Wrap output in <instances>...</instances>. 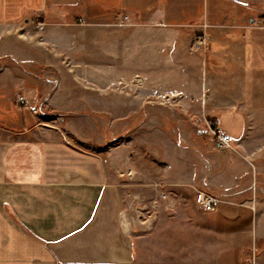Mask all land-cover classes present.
I'll return each instance as SVG.
<instances>
[{"label": "crops", "instance_id": "obj_1", "mask_svg": "<svg viewBox=\"0 0 264 264\" xmlns=\"http://www.w3.org/2000/svg\"><path fill=\"white\" fill-rule=\"evenodd\" d=\"M263 9L264 0H0V29L41 22L52 41L56 31L110 32L128 17L127 27L161 35L141 42L157 52L144 53L139 74L146 84L155 76V91L182 94V115L196 116L207 130L190 137L187 118L171 113L172 155L158 154L146 185L221 198L217 213L203 214L219 222L204 230V238L213 237L216 264H250L243 253L254 242L260 247L252 264H264V128L250 118L264 117ZM196 39L206 46L192 49ZM19 63L0 69V264H137L114 152L106 157L101 151L109 141L97 122L104 114L68 112L50 71L39 75ZM169 68L178 80L166 79ZM46 106L68 113L47 125ZM73 118L95 119V126L72 133L65 126L79 124ZM250 119L256 148L251 164L245 141ZM213 125L235 138L236 150L215 148ZM190 243L188 251L195 252Z\"/></svg>", "mask_w": 264, "mask_h": 264}, {"label": "rangeland", "instance_id": "obj_2", "mask_svg": "<svg viewBox=\"0 0 264 264\" xmlns=\"http://www.w3.org/2000/svg\"><path fill=\"white\" fill-rule=\"evenodd\" d=\"M127 26L118 25L110 32L101 31L100 34L87 28L56 31L52 41L36 24L1 28L0 69L20 62L24 69L39 75L50 71V77H47L57 81L63 91L61 102L70 104L68 112L89 113L94 109L104 114L97 122L101 137L109 141L101 146V151L107 152L106 157L109 152H114L112 161L115 160L119 174L118 189L134 226L137 264H216L213 237L210 240L204 238L207 234L204 230L217 228L219 222L207 219L204 215L210 214L195 205L197 190L146 185L150 180L148 173L158 162V154L172 155L167 147L174 136L172 114L179 121L184 116L187 118L190 137L199 130H207V126L192 114L182 115L183 110L178 104L184 96L178 91H155L153 75L148 77L146 84V78L139 74L143 62L145 65L144 53L155 54L157 50L145 49L141 42H156L163 37ZM195 41L192 49L199 40ZM111 42L115 44L110 45ZM108 52L114 59L103 58ZM148 68H151L149 64ZM169 69L166 79L178 80L175 69ZM146 85L154 90L148 89L146 93ZM144 105H147L146 110H143ZM42 112L47 116L46 119L42 116L47 125L60 123L57 117L68 113L62 114L47 106ZM250 118L260 120L261 128H264V117ZM252 119L245 137L249 164L252 163V152L256 150L251 137ZM93 120H78L79 124L74 127L68 122L65 129L72 133L88 132L95 126L91 123ZM262 177L264 172H261ZM197 214L198 218H194ZM189 243L195 252L188 251ZM204 243L205 249L199 250L204 248ZM259 247L258 242H254L250 249H245L243 256L250 258V264L254 263Z\"/></svg>", "mask_w": 264, "mask_h": 264}, {"label": "built area", "instance_id": "obj_3", "mask_svg": "<svg viewBox=\"0 0 264 264\" xmlns=\"http://www.w3.org/2000/svg\"><path fill=\"white\" fill-rule=\"evenodd\" d=\"M264 14V9H263ZM129 20L128 17H124L123 20L120 22V25H124ZM80 25H86V22L84 19L79 20ZM38 28L43 30L45 27L44 23L39 22L37 24ZM196 47L202 48L206 46L205 40H199L196 45ZM19 102L23 105L24 101L23 98H19ZM211 134L214 139L215 148L218 150H236L235 146V138L228 135L222 128L216 127L211 129ZM164 197H167L166 195ZM222 200L221 198L210 194L208 192L204 191H198L195 199V205L201 209L202 211L214 214L218 212V206L221 204Z\"/></svg>", "mask_w": 264, "mask_h": 264}, {"label": "trees", "instance_id": "obj_4", "mask_svg": "<svg viewBox=\"0 0 264 264\" xmlns=\"http://www.w3.org/2000/svg\"><path fill=\"white\" fill-rule=\"evenodd\" d=\"M213 128H216V126H215V125H213Z\"/></svg>", "mask_w": 264, "mask_h": 264}]
</instances>
